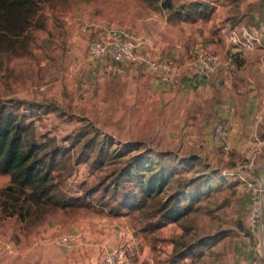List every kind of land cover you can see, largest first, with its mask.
Masks as SVG:
<instances>
[{"label": "rangeland", "instance_id": "374dc122", "mask_svg": "<svg viewBox=\"0 0 264 264\" xmlns=\"http://www.w3.org/2000/svg\"><path fill=\"white\" fill-rule=\"evenodd\" d=\"M190 1L193 0H174L175 8ZM201 1L215 2L226 8V13L230 15H226L230 17L227 19L228 36L233 29L242 26L248 33L258 32L259 26L254 23L250 12L257 4L264 5V0ZM72 7L98 13L105 9V16L118 22L127 20L126 16L132 18L154 11L162 20L174 23L176 32L180 30V21L168 20V11L150 7L142 0H53L42 4L40 15L44 18V26L29 29L31 40L26 49L18 44L14 52L0 54V97L47 105L46 109L42 108L39 114L34 115L37 135L54 136L59 145L73 147L72 160L61 178L63 190L71 195H83V191L94 189L99 181H109L114 173L128 169L134 155L146 149L152 153H164L161 163L165 165H174L172 157L175 153L197 159L189 160L188 164H193L197 171H208L212 175L213 186L203 188L206 196L201 200L198 211L153 233L144 229L146 222L139 220L136 212L121 217L108 216L107 199H102L100 191L90 197L92 208L58 213L31 229L17 219L3 217L0 213V264H79L75 263V256H68L58 246L42 240L48 235L73 230L81 232L86 243L89 234H107V240L101 241L103 244L94 240V245H88L89 250L93 249L101 257L107 249L128 245L129 255L136 264H264V218L262 234L261 221L251 232L246 219L250 205L247 183L258 179L259 166L264 163V141L262 144L254 141L249 145L231 142L230 151L222 152L211 140L212 126L218 119L209 106L203 112L200 106L189 105L184 115L174 116L162 101L159 117L153 113H113L112 104H107L106 65L87 54L90 32H86L84 51L80 45L69 48L66 46L67 39L62 41L59 38L64 32L59 23L60 13ZM166 29L160 31L159 38L166 34ZM231 46L234 51L230 54L226 52L221 58L223 61L229 58L231 61H254L256 48L250 50L230 42ZM216 52L220 56V52ZM257 53L256 56L264 60L262 47ZM187 58L192 57L188 54ZM157 59L163 60L164 57ZM169 59L174 60L171 56ZM177 60L182 61L180 58ZM120 64H113L112 67ZM240 85L245 86L243 82ZM254 85L260 100H263L264 81ZM239 101L242 103L244 99ZM239 106L238 115L245 120L244 107ZM239 106L235 108L238 110ZM196 112L204 113L199 122L185 118V113L194 115ZM251 120L258 121L257 135L264 137V130H259L264 125V113L257 114V117L253 115ZM243 125L247 131L246 120ZM242 135L249 136L248 133ZM102 140L106 143L105 148L100 150ZM126 145L131 151L124 154ZM221 171L229 174L223 183L219 181ZM3 179L4 176L0 175V187L6 185ZM120 187L125 194L130 185L121 182ZM262 198L264 216V191ZM114 228L125 232L127 240L123 234L112 236L110 232ZM103 229L108 232L101 231ZM218 233L220 241L216 245L207 249L197 247L187 260L172 261L174 247L181 249L185 243L189 244L201 236ZM6 245L14 247L13 255L6 252ZM197 254L201 258L193 257Z\"/></svg>", "mask_w": 264, "mask_h": 264}, {"label": "trees", "instance_id": "16d2710c", "mask_svg": "<svg viewBox=\"0 0 264 264\" xmlns=\"http://www.w3.org/2000/svg\"><path fill=\"white\" fill-rule=\"evenodd\" d=\"M52 1L0 0V54L14 52L18 44L26 49L31 40L29 29L44 26L40 15L42 4ZM143 1L150 7L168 11V20L177 22L207 21L215 9L211 3L201 0L178 8L174 0ZM46 106L0 97V175L9 177L8 183L0 187L3 217L15 218L31 229L58 213L92 208L90 197L96 191L101 192L102 199H107L108 216L121 217L136 212L137 218L146 222L144 229L150 233L200 209L201 200L206 196L203 188L213 186L212 175L188 164L189 160L197 159L176 153L172 157L174 165H165L161 163L164 153L146 149L134 155L128 169L114 173L109 181H99L94 189L83 191V195H71L63 190L61 178L72 160L73 147L59 145L54 136L37 135L34 115ZM105 143L106 140H102L100 150L105 148ZM130 151L126 145L124 154ZM220 178L221 183L225 182L224 175L220 174ZM121 182L130 185L125 194L121 191ZM102 208L105 209L104 204ZM219 241L220 233L201 236L185 243L181 249L174 247L171 259L185 261L197 247L207 249Z\"/></svg>", "mask_w": 264, "mask_h": 264}, {"label": "crops", "instance_id": "0c3cea01", "mask_svg": "<svg viewBox=\"0 0 264 264\" xmlns=\"http://www.w3.org/2000/svg\"><path fill=\"white\" fill-rule=\"evenodd\" d=\"M209 3L214 5L215 9L207 23H202L206 21L180 22L178 32L173 27L174 23L162 20L159 13L154 11L144 15L137 14L132 18L126 16L127 20L118 22L105 16V9L98 13L95 10L91 11V9L72 7L60 13L59 23L63 26L64 32L59 38L62 41L67 39L66 46L69 48L80 45L79 47L84 51L86 32H90L92 36L101 27L117 28L142 42L140 53L148 54L155 59L160 56L169 59L171 56L180 65L181 74L173 82L162 83L154 73L142 64L124 62L119 66L112 67L113 64L104 62L103 64L106 65L104 70L107 71L104 78L109 91L107 104H112L110 107L113 113L141 115L153 113L159 117L162 101H165L164 105L168 106V111L174 116L177 114L184 115V111L189 105H198L200 111L203 112L209 106L213 108L216 118L226 125L230 141L233 144L249 145L254 141L262 144L264 137L257 135L258 121L251 120L253 115L257 117V114L264 113V99L260 100L254 85L258 81H264V60L256 56L261 47L255 49L254 61H230V65H226V61H220V65L208 82L200 78L189 66L191 58H187L188 54L193 57L196 48L199 46L220 52V58L224 57L226 52L230 54L234 51V48L230 47L228 32H226L227 19L230 18L227 16L230 15L226 13L225 7L222 8L215 2ZM262 7L264 5L259 3L255 10L250 13L254 23L259 26V33H257L260 34L261 41L264 43V10ZM162 29H166L167 32L159 38L158 35ZM173 30L175 32H172ZM262 48L264 49V47ZM178 58L182 61L177 60ZM242 82L245 84L243 87L242 84L240 85ZM241 98L244 99L242 103L239 101ZM240 104L244 107L243 113L246 115L247 131L243 125L245 120L238 115L241 108ZM238 106L239 109L237 110L235 107ZM193 114L185 113V118L199 122L204 113L196 112ZM259 128V130H264V125ZM243 133H248L249 136L242 135ZM259 168L261 170L256 176L262 177L264 176V163ZM3 180L7 184L9 177L4 176ZM262 221L261 219L260 234L263 233ZM116 230L115 228L111 230L112 236L116 237L117 234L119 236L123 234L125 239L128 238L125 232ZM101 231L108 232L106 229ZM106 235L96 232L89 234L86 238L85 249L68 256H75V263L79 264H101L102 257L100 254L93 249L89 250L88 245H94L92 243L94 240H96L95 242L106 241Z\"/></svg>", "mask_w": 264, "mask_h": 264}, {"label": "built area", "instance_id": "2783aa9c", "mask_svg": "<svg viewBox=\"0 0 264 264\" xmlns=\"http://www.w3.org/2000/svg\"><path fill=\"white\" fill-rule=\"evenodd\" d=\"M241 33V35H240ZM233 44H239L247 49L264 47L260 35L257 31L248 33L244 26L240 29H233L228 36ZM142 42L127 35L117 28L101 27L94 33L87 43V54L91 59L98 62L111 64L118 63H139L154 73L162 83L173 82L180 74L181 67L172 59H155L148 54L140 53ZM223 61L219 54L213 50L199 46L194 52V56L189 60V66L197 75L208 82L216 69ZM231 59H227L226 65H230ZM212 142L224 153L230 151L231 141L226 125L217 120L211 130ZM225 177L229 176L225 171H221ZM247 183L250 205L246 212L247 227L254 232L259 221L263 218V198L264 176ZM45 243L54 244L65 253L71 254L85 249L86 242L79 231H69L66 233H56L48 235L42 239ZM6 252L14 254V247L6 245ZM129 246L119 245L114 249H107L102 253L101 264H136L129 255Z\"/></svg>", "mask_w": 264, "mask_h": 264}, {"label": "water", "instance_id": "95a60500", "mask_svg": "<svg viewBox=\"0 0 264 264\" xmlns=\"http://www.w3.org/2000/svg\"><path fill=\"white\" fill-rule=\"evenodd\" d=\"M263 218H264V216H263ZM263 218H262V220H263Z\"/></svg>", "mask_w": 264, "mask_h": 264}]
</instances>
